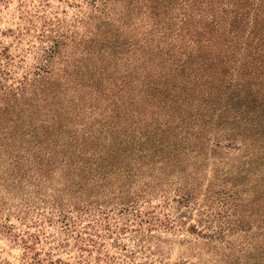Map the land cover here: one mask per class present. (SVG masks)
<instances>
[{
	"label": "trees",
	"instance_id": "1",
	"mask_svg": "<svg viewBox=\"0 0 264 264\" xmlns=\"http://www.w3.org/2000/svg\"><path fill=\"white\" fill-rule=\"evenodd\" d=\"M58 1L79 8L18 0L36 43L0 47V232L24 264H264V0Z\"/></svg>",
	"mask_w": 264,
	"mask_h": 264
},
{
	"label": "rangeland",
	"instance_id": "2",
	"mask_svg": "<svg viewBox=\"0 0 264 264\" xmlns=\"http://www.w3.org/2000/svg\"><path fill=\"white\" fill-rule=\"evenodd\" d=\"M18 5V0H7L6 2H0V47L2 48V46H7L14 52L18 47L20 49L27 48L29 45L36 43L35 38L31 36H24V39L21 42H18V40L15 38V33L17 32L18 25L22 21V19L19 18L20 14ZM78 8L79 7L69 6L66 3H62L58 0H52L51 7L48 8V12L59 11V13H62V10H66L71 15L73 12L77 11ZM27 38L31 41L29 42ZM20 49L17 51H20ZM35 61L36 60L34 59L33 54L27 55L26 62L31 64L35 63ZM19 70L20 72L22 71V69ZM12 222L17 226H20V228H24L14 217H12ZM44 231H46L45 235H51L52 233H54L55 236L57 235V237H60L61 239L63 238V234L60 233V230H58L56 226L45 225ZM49 240L51 239H48V241ZM113 241L114 240H112L111 238H107L105 241V249L109 251L111 255H115L118 257L122 256L120 248L114 247V245H112ZM123 244L131 245L132 243L131 241H129V239H127V237H124L122 240V245ZM49 247L50 245L48 243L38 244V248L43 250V257H46L45 252L49 250ZM23 251L24 250L20 244L12 240L9 236L0 232V264H24V261L26 262L27 260L24 258ZM78 252L79 251H77L76 247L70 246L66 249L65 252H61L58 254L53 253L52 257L53 259L60 257L66 262L74 263L78 259ZM179 254L180 251L177 247H175L170 253L165 254L162 264H175V262L180 259ZM97 255H99V253L95 250L93 252L92 259H94V257ZM157 258L158 255L153 259ZM121 259H124L122 261V264H160L158 261H152V257L141 254L135 255V257H133L132 259L130 257H122L120 258V260Z\"/></svg>",
	"mask_w": 264,
	"mask_h": 264
}]
</instances>
